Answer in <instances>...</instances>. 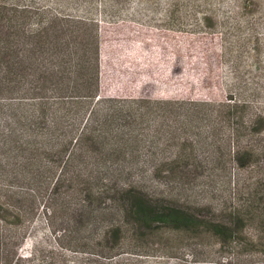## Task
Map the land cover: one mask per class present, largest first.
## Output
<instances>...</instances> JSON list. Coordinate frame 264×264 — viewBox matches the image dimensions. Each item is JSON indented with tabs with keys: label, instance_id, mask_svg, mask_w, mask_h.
Wrapping results in <instances>:
<instances>
[{
	"label": "trees",
	"instance_id": "1",
	"mask_svg": "<svg viewBox=\"0 0 264 264\" xmlns=\"http://www.w3.org/2000/svg\"><path fill=\"white\" fill-rule=\"evenodd\" d=\"M54 2L0 0V219L22 238L45 209L53 232L83 229L105 258L165 230L225 242L234 225L264 222V207L258 215L233 207L218 221L167 191L183 171L196 173V151L209 139L225 145L218 163L245 167L264 116L234 94L172 91L191 68L183 50L158 40L151 25L115 18L109 0L99 15L96 0ZM202 59L206 87L210 54ZM12 240L3 264L20 258Z\"/></svg>",
	"mask_w": 264,
	"mask_h": 264
},
{
	"label": "rangeland",
	"instance_id": "2",
	"mask_svg": "<svg viewBox=\"0 0 264 264\" xmlns=\"http://www.w3.org/2000/svg\"><path fill=\"white\" fill-rule=\"evenodd\" d=\"M34 1L55 4V0ZM96 2L99 15L102 0ZM109 4L115 18L151 25L158 40L173 42L183 50V62L188 61L191 68L188 74L183 71L182 81L172 91L180 89L183 96L209 100L234 94L264 116V0H109ZM70 7L66 9L71 11ZM220 48L218 61L214 56ZM205 51L210 54L213 80L206 87L199 69ZM255 133L248 141L252 155L245 167L231 160L218 163L225 145L209 139L207 150L196 151L202 160L196 173L183 171L181 178L171 179L167 191L182 201H196L202 215L218 221H228L233 207L260 214L264 207V126ZM5 218L0 219V264L6 257L4 243L7 249L17 247L12 238L20 241L17 264H264V222L259 216L234 225L225 242L206 232L165 230L145 242L128 240L110 258L98 257L89 249L91 240L83 229L77 232L76 226L71 227L74 232L65 236L53 232L45 209L37 211L22 238L21 230Z\"/></svg>",
	"mask_w": 264,
	"mask_h": 264
}]
</instances>
